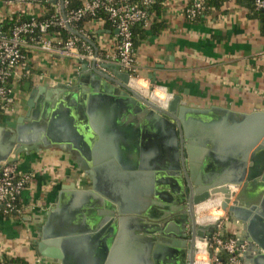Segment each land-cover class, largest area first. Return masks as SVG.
<instances>
[{"label":"crops","instance_id":"0c3cea01","mask_svg":"<svg viewBox=\"0 0 264 264\" xmlns=\"http://www.w3.org/2000/svg\"><path fill=\"white\" fill-rule=\"evenodd\" d=\"M11 1H0V24L4 27L13 25L15 17L17 21L43 19L57 7L38 0ZM190 5L191 0H164L161 16L151 15L149 24L144 25L147 36L135 49L139 76L152 86L163 87L174 98L181 97L190 108L205 112L203 116H191L202 122L222 125L230 121L229 115L238 121L264 112L261 13L244 2L228 0L191 21L186 14ZM160 22L164 27L159 33H152V26ZM85 29L94 33L91 42L95 53L103 55L115 48L116 30H106L98 22L86 24ZM25 55L10 83L14 106L1 115L0 128L11 131L7 124L16 123L27 113L31 91L43 88L42 100L48 93L55 98L54 105L62 103V110L73 108L75 130L81 133L80 128L88 126L89 158L81 165L74 154L53 145L45 146L39 153H20L16 164L23 172H31L33 180L22 194L20 212L0 216V260L19 258L26 264H50L37 253L35 245L40 242L39 229L47 215L60 203L66 211L53 231L57 240L48 244L61 258L59 264H145L146 254L151 257L164 245L160 239L180 242L176 234L179 219L171 212V207L177 209L172 203L175 195L161 185V180L164 183L173 179L168 174L154 177L155 170L147 167L163 148L169 147L172 136L157 129L145 112L131 114L121 99L102 95L99 88L104 80L96 81L93 62L83 65L81 59L51 55L35 46L26 48ZM97 67L112 78L123 72L111 60L97 63ZM72 96L77 97L73 105ZM45 124L44 121L41 126ZM4 141L0 136V146ZM208 159L205 156L200 163L202 170ZM218 162V171L233 165L237 170L234 163ZM251 166L248 161L246 176ZM71 185L76 191H92L97 186L110 196L102 198L110 207L90 208L83 204L89 209L88 217L71 221L67 215L74 209L72 203L82 202L75 195L61 196L65 187ZM251 185L249 207H241L236 217L229 214L226 227L241 242L248 239L247 247L249 242L254 243L250 246L252 251L243 254V264H257L260 254L264 255V172Z\"/></svg>","mask_w":264,"mask_h":264},{"label":"water","instance_id":"95a60500","mask_svg":"<svg viewBox=\"0 0 264 264\" xmlns=\"http://www.w3.org/2000/svg\"><path fill=\"white\" fill-rule=\"evenodd\" d=\"M38 1L62 6L64 4L63 0ZM68 29L74 35L85 39L74 28L69 27ZM89 42L94 45L91 41ZM81 63L89 64L87 60H82ZM93 72L97 82L101 79L104 80V85L99 88L102 95H105L106 98L121 99L131 114L145 112L146 117L155 122L157 129L164 133L168 132L172 136L169 147L163 148L160 155L154 158V161L152 160L153 162L147 167L149 170L150 168L155 170L154 177L161 176L160 174L166 177L168 174L173 179V181L165 180L164 183L161 180V185L174 193L175 199L172 201L174 205L189 200V205L193 207L192 213L196 207L220 196L223 199V210L235 217L238 216L241 207H249L247 196L250 185L253 181L258 180L264 172V112L245 116L238 121L229 115L230 121L221 123L222 125L216 122H202L203 120L194 119L191 116H203L205 112L190 108L188 103L179 96L169 103L167 109H162L128 87L130 80L128 73L121 72L119 76L116 75V78L109 77L98 70L96 62H93ZM110 86H114V89H110ZM39 88L31 91L27 103V113L20 117L16 123L7 124V127L12 130L7 132L5 128H0V136L5 138L4 145L0 146V165L16 163L22 151L30 150L31 153H39L48 145H53L65 153L74 154L79 163L85 159L88 160V126L80 128L81 133L75 130L72 124V120L74 121L73 108L68 107L62 110V103L54 105L55 98L50 97L48 93L42 100L41 95L44 89ZM60 88L66 89V87ZM76 99L77 97L72 96L71 105L76 103ZM44 121L46 124L41 126ZM24 122L29 125H23ZM17 123L20 126H17ZM210 146L212 147L210 148ZM205 156H209V159L202 170L199 165ZM224 160L234 163L237 170L234 165V168L229 165L230 168L218 171L217 162ZM248 161L252 166L246 176ZM84 171L87 172V167H84ZM241 188V192L238 193ZM65 195H75L82 199L80 203L82 206L79 208L80 204L72 203L74 209L67 215V218L73 222L80 217L82 219L88 217L89 209H85L83 204L84 206L90 205L88 206L90 208L92 206L110 207L109 203L102 199L103 197L110 199V196L95 185L92 191H76L75 185H71L65 187V191L61 194V196ZM88 200L92 203L90 204ZM114 203L117 204V202ZM64 210L66 211L60 203L47 215L44 225L39 229L40 242L35 247L37 253L50 264H59L61 259L55 251L49 249L48 244L55 243L57 240L56 233L53 231L58 228ZM119 212L124 214L122 208ZM192 214V219H188L181 213L178 218L185 219V229L188 230L187 225H191V237L196 242L195 235L202 240L206 237V233L213 231V227L197 225L195 215ZM160 241L164 245L159 246L151 257L146 254L145 264H149L147 262L149 257L152 259L150 264H185V252L179 249L181 246L179 241L173 242L166 239H160ZM245 241L248 242V239H243L242 242L245 243ZM249 243L250 246L254 244ZM250 246L247 247V251H252ZM262 246L260 244V247ZM63 262L66 264L65 261ZM258 263L264 264V255L260 254ZM189 264H194V259Z\"/></svg>","mask_w":264,"mask_h":264},{"label":"built area","instance_id":"2783aa9c","mask_svg":"<svg viewBox=\"0 0 264 264\" xmlns=\"http://www.w3.org/2000/svg\"><path fill=\"white\" fill-rule=\"evenodd\" d=\"M1 1V0H0ZM21 2V0H16ZM156 0H92L76 10L66 12L70 0H63V6L57 4L55 14L49 18H31L17 21L11 29L5 30L0 26V114L14 106V96L11 80L26 55L24 49L35 46L43 51L65 58H76L90 62L101 63L105 60L116 62L123 72L129 74L128 87L158 107L167 109L174 96L163 87L152 86L150 81L143 79L138 73V62L134 49L133 28L136 25H148L151 21L150 8ZM209 0H191L186 11L191 21L198 19L206 9ZM9 2H13L9 0ZM254 11L264 16V0L254 1ZM103 11L114 29L118 31L115 48L103 55L94 52L89 39L84 41L75 35L66 41L47 38L52 29H66L72 27L87 17H95ZM101 23V22H98ZM103 24V23H102ZM72 33V32H71ZM81 34V33H80ZM33 180L31 172H23L16 163L0 165V216L8 217L20 212V199ZM212 202L208 201L207 203ZM213 206L218 215L206 213L201 217L197 212V225L213 227L204 239L198 240L203 244V258L196 256L195 264H243L242 256L247 244L235 234L227 232L230 215L223 210V199L219 197ZM198 211V210H197Z\"/></svg>","mask_w":264,"mask_h":264},{"label":"trees","instance_id":"16d2710c","mask_svg":"<svg viewBox=\"0 0 264 264\" xmlns=\"http://www.w3.org/2000/svg\"><path fill=\"white\" fill-rule=\"evenodd\" d=\"M88 1H92V0H88ZM225 1H228V0H209L206 4V9L202 15H204L207 12V10H209L215 6L217 7L220 3H223ZM237 1L241 2V3L244 2V3L248 4L251 7V9L254 10L253 5H254L255 0H237ZM163 2H164V0H156L155 1L153 6L149 10L150 16L154 15V14L157 15L158 17L161 16V13L163 11ZM45 4L50 7L49 3H45ZM83 5H84V3L81 0H70V4H69L68 8L66 9V12H68L70 10L79 9ZM53 14H55V10L51 9V11L47 14V17H45V18H49ZM202 15L199 18H202ZM261 15L263 16L262 13H261ZM16 21L17 20L15 17L11 23H13V25H14L16 23ZM92 22H101L104 25V29L110 30L111 32L115 31L112 23L108 19V16L102 10L99 11L95 17H87L86 19L82 20L80 23L74 25L73 28L76 31H78L79 33H81L82 35H84L86 39H89L90 41H92V36L94 35V33H91V31H87L85 29V25L91 24ZM13 25L4 27L3 24H0V26H2L4 29H8V28L12 27ZM163 27H164V23L160 22L157 25L152 26L151 32L154 34H157L161 31V29ZM263 28H264V16H263ZM133 33H134V49H136L140 45V43H142V40H144L146 38L147 31L144 28V25H136L133 28ZM48 36L51 39H53L54 41H55V39L56 40L60 39V40L66 41L71 37H75V35L73 33H71L69 30H66V29H52L48 32ZM83 40L87 41L85 39H83ZM23 52H24V54H26V49H24ZM4 112L5 111H1L0 118ZM0 264H26V262L19 259V258H14V259L4 258L3 260H0Z\"/></svg>","mask_w":264,"mask_h":264},{"label":"flooded vegetation","instance_id":"af4514ba","mask_svg":"<svg viewBox=\"0 0 264 264\" xmlns=\"http://www.w3.org/2000/svg\"><path fill=\"white\" fill-rule=\"evenodd\" d=\"M174 206L177 207V209H173L171 207V212L173 213L174 216H177V218H178V215H180V213H181L185 217H188V219H192L193 218L192 213H194L195 220H197L196 219V217H197V209L196 208L197 207L195 208V211L191 213V210L193 211V207L189 205V200H187L186 202H183L182 204H177ZM184 222H185V219H181V218L178 221V225H180V228H179V230L177 229L176 234H177V237L180 239V243H181V246L179 249L181 251L185 252V258H184L185 264H189V262L192 259H194V264H195V260H196V256H197L198 240H200V238H198V236L195 235L196 237H194V238L196 239V242H194V240L191 237V234H192V229L190 227L191 225H187V228H188V230H187V229H185L186 226H185ZM196 223H197V221H196Z\"/></svg>","mask_w":264,"mask_h":264},{"label":"rangeland","instance_id":"374dc122","mask_svg":"<svg viewBox=\"0 0 264 264\" xmlns=\"http://www.w3.org/2000/svg\"><path fill=\"white\" fill-rule=\"evenodd\" d=\"M212 200H213V203H214V201L217 200V197L211 199V201H212ZM213 203L210 202V204H208L207 207H206L207 209L205 208V210H204V209H201V207H200L199 211H197L198 214L201 215V217H203V215H205L206 213H210V215H211V214L218 215V213L216 212L215 207L213 206ZM214 204H215V203H214ZM212 206H213V207H212ZM201 257H202V256H201Z\"/></svg>","mask_w":264,"mask_h":264},{"label":"bare ground","instance_id":"6f19581e","mask_svg":"<svg viewBox=\"0 0 264 264\" xmlns=\"http://www.w3.org/2000/svg\"><path fill=\"white\" fill-rule=\"evenodd\" d=\"M220 197V196H219ZM219 197H217V199L219 198ZM214 203H216V202H214ZM213 203V204H214ZM209 204H210V202H209ZM208 205V204H207ZM207 205H203V206H201V209H204L205 210V208L207 207ZM213 207V206H212ZM207 209V208H206ZM198 211H199V209H198ZM202 253H203V244L202 243H198V246H197V256L199 257V259H202L203 258V255H202ZM202 256V257H201ZM198 264H202L201 262H199Z\"/></svg>","mask_w":264,"mask_h":264}]
</instances>
